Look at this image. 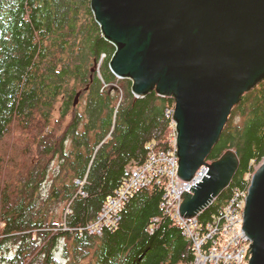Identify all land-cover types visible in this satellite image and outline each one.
I'll list each match as a JSON object with an SVG mask.
<instances>
[{"label": "trees", "instance_id": "16d2710c", "mask_svg": "<svg viewBox=\"0 0 264 264\" xmlns=\"http://www.w3.org/2000/svg\"><path fill=\"white\" fill-rule=\"evenodd\" d=\"M100 31L90 0H0V264H194L158 185L129 198L116 228L84 230L172 128L173 100L135 98L109 69L115 47ZM228 149L240 164L196 216L203 226L247 192L264 158V79L234 106L207 161Z\"/></svg>", "mask_w": 264, "mask_h": 264}, {"label": "water", "instance_id": "95a60500", "mask_svg": "<svg viewBox=\"0 0 264 264\" xmlns=\"http://www.w3.org/2000/svg\"><path fill=\"white\" fill-rule=\"evenodd\" d=\"M90 8L115 47L111 72L132 81L135 98L155 91L173 100L179 178L207 166L181 194V216L196 217L240 164L232 149L207 158L234 106L264 79V0H90ZM242 229L247 264H264V158L250 177Z\"/></svg>", "mask_w": 264, "mask_h": 264}, {"label": "built area", "instance_id": "2783aa9c", "mask_svg": "<svg viewBox=\"0 0 264 264\" xmlns=\"http://www.w3.org/2000/svg\"><path fill=\"white\" fill-rule=\"evenodd\" d=\"M173 108L166 111L172 121ZM168 146L157 150L149 145L147 159L140 166L130 167L121 186L102 205L96 221L85 226V231L100 235L104 229H114L121 219V212L129 198L144 187L159 186L163 189L160 209L180 226L192 244L194 264H247L250 240L242 229L246 192L235 191L223 210L208 225L197 222L196 217L184 219L180 214L182 193L191 192L206 174L202 166L189 181L177 174L178 157L176 130L172 121ZM210 163V161H208ZM82 181H77L79 184ZM84 195L83 192H80Z\"/></svg>", "mask_w": 264, "mask_h": 264}, {"label": "rangeland", "instance_id": "374dc122", "mask_svg": "<svg viewBox=\"0 0 264 264\" xmlns=\"http://www.w3.org/2000/svg\"><path fill=\"white\" fill-rule=\"evenodd\" d=\"M100 65V64H99ZM99 65H97V69H99ZM58 118V114L56 113L55 114V119H57ZM171 131V130H170ZM56 166H57V161L55 160V161H53V163H52V165H51V170L49 171V173H48V177H47V181H46V183H45V185H44V188L46 189V187H47V185H48V183H49V181L52 179V177H53V173H54V169L56 168ZM62 211H63V207H58L57 209H56V213H57V215H58V217H56V220H59V218H60V214H62Z\"/></svg>", "mask_w": 264, "mask_h": 264}]
</instances>
